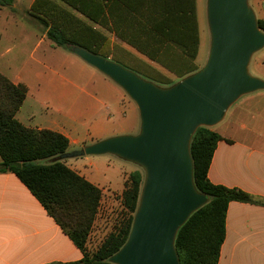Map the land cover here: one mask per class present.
<instances>
[{"label":"crops","instance_id":"1","mask_svg":"<svg viewBox=\"0 0 264 264\" xmlns=\"http://www.w3.org/2000/svg\"><path fill=\"white\" fill-rule=\"evenodd\" d=\"M19 1L13 0L12 7L32 20V12L48 20L40 40L53 26L108 58L137 54L154 75L177 79L197 63L204 42L200 0H24L22 7ZM66 57L70 65L63 81L75 97L66 119L34 126L19 120L17 112L28 90L15 117L25 126L65 135L68 151L127 134L135 125V110L122 88L80 58ZM255 64L264 79L263 62ZM8 78L26 86L18 76ZM212 130L221 139L208 168L209 181L239 188L256 201L228 203L217 264H264V89L241 96ZM69 167L96 185L84 171ZM82 256L16 175L0 172V264H64Z\"/></svg>","mask_w":264,"mask_h":264},{"label":"water","instance_id":"2","mask_svg":"<svg viewBox=\"0 0 264 264\" xmlns=\"http://www.w3.org/2000/svg\"><path fill=\"white\" fill-rule=\"evenodd\" d=\"M206 18L205 63L167 86L84 47L69 48L119 85L139 114L136 133L109 136L60 155L112 154L143 172L128 236L108 258L113 264H179L176 233L208 201L193 181L192 135L200 126L221 122L241 96L264 89V79L248 69L252 55L264 47V31L248 0H206Z\"/></svg>","mask_w":264,"mask_h":264},{"label":"trees","instance_id":"3","mask_svg":"<svg viewBox=\"0 0 264 264\" xmlns=\"http://www.w3.org/2000/svg\"><path fill=\"white\" fill-rule=\"evenodd\" d=\"M13 0H0V6L12 5ZM44 24L48 20L37 16ZM264 31V19L257 18ZM46 35L56 45L69 49L85 46L69 40L53 26ZM92 52L91 50L86 48ZM192 59L196 54H188ZM193 65L173 80L155 75L151 79L160 85H170L196 71ZM26 86L14 83L0 72V172H12L42 204L46 212L82 250L78 261L64 264H113L108 258L125 242L136 210L143 172L129 174L121 191L120 201L127 217L102 240L93 251L87 249L88 235L100 204L102 190L66 165L60 155L68 151V138L56 131L28 127L15 114L26 96ZM221 136L210 127L200 126L192 135L190 154L193 181L208 201L194 211L178 229L175 249L179 264H217L225 235V215L230 201L256 202L245 191L209 181L207 172L216 143Z\"/></svg>","mask_w":264,"mask_h":264},{"label":"rangeland","instance_id":"4","mask_svg":"<svg viewBox=\"0 0 264 264\" xmlns=\"http://www.w3.org/2000/svg\"><path fill=\"white\" fill-rule=\"evenodd\" d=\"M23 1L18 2L19 6L24 4ZM248 2L257 18L264 19V0ZM29 14L33 20L27 12L23 13L12 5L0 7V71L13 79L16 76L20 77L27 86L26 100L17 112L18 119L31 126L45 125L48 121L66 119L64 114L75 101V97L70 95L69 87L63 81V74L70 65L66 62L68 60L66 56H72L77 60L81 58L79 59L70 49L56 45L47 36L40 40L45 26L40 23L38 15L33 12ZM200 18L204 29V42L196 59L197 67L205 63L209 50L206 0H200ZM110 59L145 79H154L153 70L137 54H113ZM256 61L263 62L264 68V47L252 55L248 66L251 74L260 77L257 74L260 71H257ZM171 79L176 80L174 77ZM126 102L133 105L135 110V125L128 132L134 134L139 129V114L134 102L127 95ZM93 117L84 119V122ZM129 117L128 115L127 118ZM64 161L68 166L73 165L84 171L102 190L98 211L87 240V249L93 251L107 234L127 217L128 213L120 201L121 191L129 174L134 170H142L137 165L112 154L82 155L65 158Z\"/></svg>","mask_w":264,"mask_h":264}]
</instances>
